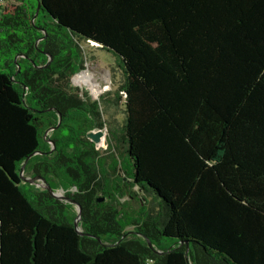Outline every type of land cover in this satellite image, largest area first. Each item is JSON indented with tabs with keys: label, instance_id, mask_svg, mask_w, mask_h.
Masks as SVG:
<instances>
[{
	"label": "trees",
	"instance_id": "1",
	"mask_svg": "<svg viewBox=\"0 0 264 264\" xmlns=\"http://www.w3.org/2000/svg\"><path fill=\"white\" fill-rule=\"evenodd\" d=\"M10 1L0 7V264H264V0ZM90 40L124 71L116 137L129 185L161 198L142 220L99 200L112 197L87 137L103 124L100 105L72 82ZM35 152L24 171L52 187L58 178L95 237L76 229V204L21 177ZM129 225L139 233L125 238Z\"/></svg>",
	"mask_w": 264,
	"mask_h": 264
},
{
	"label": "rangeland",
	"instance_id": "2",
	"mask_svg": "<svg viewBox=\"0 0 264 264\" xmlns=\"http://www.w3.org/2000/svg\"><path fill=\"white\" fill-rule=\"evenodd\" d=\"M1 12L2 10L0 9V15ZM81 45L83 47L84 56H82V58L85 65L83 70L86 72L87 76H92V79L89 83L82 82L78 78L79 73H77L74 75L75 77L73 76L72 82L73 86L83 97L88 95L92 100L99 101L101 111L100 118L103 124L102 126L97 125L89 131L94 134L98 133L96 138L90 140L95 143V146L102 157V170L98 179L102 183H108L112 191V197L110 195H105L102 192H99V196L104 197L103 200L106 202H112L113 204L118 205L128 218L135 219L139 217L142 220L145 217L146 212L152 210L156 213L159 210L161 198L154 192H147L141 190L139 186L133 187L129 185L131 178L126 172L129 165L125 160L124 146L121 141H119V138H117L121 133L127 116L125 94L121 90L125 76L119 63L120 58L115 53L94 45L90 41H82ZM94 80H97V82L104 87V90L100 93H96L93 87H90ZM25 96L27 97L26 93ZM51 132L52 131L48 134L49 136ZM49 142L51 141L49 140ZM51 145L54 147V143L51 142ZM114 159L118 160L116 170L113 169ZM23 173L25 176L31 175L25 171H23ZM121 176L124 177V181L119 180ZM50 178L54 183V190L63 196H67L66 193L68 192V189L59 181V179L53 175H51ZM105 179L108 181L105 182ZM119 181L121 187L127 193L125 196L121 195V192L116 189V183ZM127 182L128 185H126ZM35 187L37 189H44V186L41 184H35ZM69 190L73 192L76 190V187H70ZM130 191H135L136 194L131 196ZM63 200L66 201V199ZM76 209L78 211L77 205ZM81 218L79 219L80 225ZM126 231H128V234L125 238H132L137 235L136 233H139L136 225L127 226ZM166 242L169 244L172 241L166 240Z\"/></svg>",
	"mask_w": 264,
	"mask_h": 264
},
{
	"label": "water",
	"instance_id": "3",
	"mask_svg": "<svg viewBox=\"0 0 264 264\" xmlns=\"http://www.w3.org/2000/svg\"><path fill=\"white\" fill-rule=\"evenodd\" d=\"M40 7H41V3L39 2V4H38V9H37V14H38L39 11H40ZM37 14H36V15H37ZM91 41H94V40H90V42H91ZM94 42L97 43V46H100V43H98L97 41H94ZM17 59H18V56H17V58H16V61H17ZM20 70H21V65L18 66V71H20ZM82 71H83V70L79 71L78 73H80V72H82ZM76 74H77V73H76ZM61 122H62V114H59V123H58L57 125L53 126V127H50V128L46 131V135H48V134L50 133V131H53L54 129H56V128L60 125ZM99 134H100V133H99ZM87 136H88L89 139H94V138H96V137L98 136V133L94 134V133H92V132H91V133L89 132V133H87ZM51 142L54 143V147H53V149L56 148V143L53 142V141H51ZM37 153H39V152H35V153L29 155V156L26 158L25 162L23 163V165H22V167H21V170H22L21 177H22L24 180L29 181V182H31V183H33V184H37V185L41 184V185H43V186H44V189H48V190H49V191H50L55 197H57V198H59V199H66V201H69V202H71V203L76 204V205H77V208H78V216H77V218H76V220H75V226H76V229L78 230V232H79L81 235H92L93 237H95V235L90 234V233H87V232H85V231L82 229V227H81V225H80V223H79V219H80L81 216H82V206H81L78 202H76L74 198L69 197V196H63V195L57 193V192L54 190V188L51 186V184L48 182L47 178L44 177L43 175H40V174L30 175V176H25V175H24L23 171H24L25 168H26L27 161H28L33 155H35V154H37ZM40 180H41V182H40ZM103 198H104V197H100L99 200H103ZM124 237H125V236H124ZM98 238L100 239V237H98ZM150 245H152L151 242H150Z\"/></svg>",
	"mask_w": 264,
	"mask_h": 264
},
{
	"label": "bare ground",
	"instance_id": "4",
	"mask_svg": "<svg viewBox=\"0 0 264 264\" xmlns=\"http://www.w3.org/2000/svg\"><path fill=\"white\" fill-rule=\"evenodd\" d=\"M91 42L94 45H97L96 42H94V41H91ZM78 78L82 82L89 83L92 79V76H87L86 72L83 70L81 73L78 74ZM90 87H93V89L96 93H100L102 90H104V87L99 82H97V80H94L93 83L90 85Z\"/></svg>",
	"mask_w": 264,
	"mask_h": 264
},
{
	"label": "built area",
	"instance_id": "5",
	"mask_svg": "<svg viewBox=\"0 0 264 264\" xmlns=\"http://www.w3.org/2000/svg\"><path fill=\"white\" fill-rule=\"evenodd\" d=\"M9 2L10 0H0V7L7 5Z\"/></svg>",
	"mask_w": 264,
	"mask_h": 264
},
{
	"label": "clouds",
	"instance_id": "6",
	"mask_svg": "<svg viewBox=\"0 0 264 264\" xmlns=\"http://www.w3.org/2000/svg\"><path fill=\"white\" fill-rule=\"evenodd\" d=\"M83 70V69H82Z\"/></svg>",
	"mask_w": 264,
	"mask_h": 264
}]
</instances>
